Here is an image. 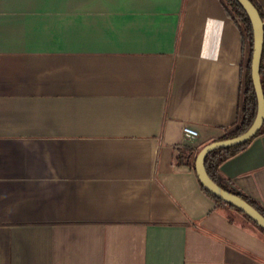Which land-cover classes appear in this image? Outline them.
Returning a JSON list of instances; mask_svg holds the SVG:
<instances>
[{"label": "crops", "instance_id": "0c3cea01", "mask_svg": "<svg viewBox=\"0 0 264 264\" xmlns=\"http://www.w3.org/2000/svg\"><path fill=\"white\" fill-rule=\"evenodd\" d=\"M250 54L225 0H0V264H264L195 170ZM220 172L264 208V134Z\"/></svg>", "mask_w": 264, "mask_h": 264}, {"label": "water", "instance_id": "95a60500", "mask_svg": "<svg viewBox=\"0 0 264 264\" xmlns=\"http://www.w3.org/2000/svg\"><path fill=\"white\" fill-rule=\"evenodd\" d=\"M246 11L253 28V53L251 63V76L257 95L258 109L252 126L242 135L216 141L206 145L198 154L195 170L202 186L217 199L236 208L252 220L258 227L264 230V216L244 198L231 193L216 184L208 175L205 167L207 156L216 150L232 148L243 145L253 139L264 124V91L261 83L260 67L264 48V20L259 10L251 0H236Z\"/></svg>", "mask_w": 264, "mask_h": 264}, {"label": "trees", "instance_id": "16d2710c", "mask_svg": "<svg viewBox=\"0 0 264 264\" xmlns=\"http://www.w3.org/2000/svg\"><path fill=\"white\" fill-rule=\"evenodd\" d=\"M227 4V8L231 9L232 12H235L244 25L247 28V31L249 32L250 39H251V54L248 59V68H247V81H246V90H245V101H244V120H243V125L236 130L235 133L230 135L227 139L235 138L238 137L242 134H244L254 123L256 115H257V109H258V101H257V95L256 91L254 88V84L252 81V76H251V63H252V53H253V28L251 21L248 17V14L244 10V8L236 1V0H225ZM252 3L256 6V8L259 10L260 15L262 19L264 20V13L260 10L258 5L254 2V0H251ZM260 75H261V83L264 91V48H263V55H262V61H261V67H260ZM264 134V124L258 134L251 139L249 142L239 145L236 147L232 148H225V149H220L211 152L205 161V167L206 171L209 175V177L220 187L223 189L234 193L236 195H239L240 197L244 198L246 201H248L250 204H252L263 216H264V208L260 206L257 202L251 200L241 192L235 189L231 183L225 179L221 172H220V166L230 159L231 157L235 156L242 150H244L256 137ZM185 157L180 155L179 160L180 163H183V159ZM190 157L186 156V159L189 160ZM205 189V188H204ZM211 197H213L220 205L231 208L239 212L241 215H243L245 218H247L249 221H251L255 226H257L252 220H250L245 214H243L241 211L237 210L236 208L226 204L225 202L217 199L215 196H213L211 193H209L207 190H205ZM258 227V226H257ZM263 233L264 230H262L260 227H258Z\"/></svg>", "mask_w": 264, "mask_h": 264}, {"label": "built area", "instance_id": "2783aa9c", "mask_svg": "<svg viewBox=\"0 0 264 264\" xmlns=\"http://www.w3.org/2000/svg\"><path fill=\"white\" fill-rule=\"evenodd\" d=\"M233 13L239 19V21L242 23V25H244V23L242 22V20L240 19V17L235 12H233ZM244 116H245V114L243 112V117H242V121H241L240 127L243 125ZM182 132L185 135V137L187 139L191 140V141L196 140L198 138V136H199L198 131H196V130L190 128V127H187V126H183L182 127Z\"/></svg>", "mask_w": 264, "mask_h": 264}]
</instances>
